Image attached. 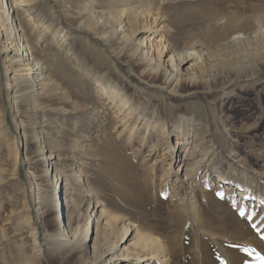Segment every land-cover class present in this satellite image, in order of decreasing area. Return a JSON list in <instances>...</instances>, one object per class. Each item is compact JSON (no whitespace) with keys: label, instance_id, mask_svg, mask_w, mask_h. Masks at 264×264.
Returning a JSON list of instances; mask_svg holds the SVG:
<instances>
[{"label":"rangeland","instance_id":"374dc122","mask_svg":"<svg viewBox=\"0 0 264 264\" xmlns=\"http://www.w3.org/2000/svg\"><path fill=\"white\" fill-rule=\"evenodd\" d=\"M10 1V13L21 29L20 37L30 47L31 56L38 61L39 68H43V74L57 82L70 99L68 103L42 100V104L36 100L34 104L43 107L37 116L46 120L47 127L41 129L37 143L27 140L23 136L27 129L20 124L23 120L33 122L35 109L33 112L29 109L31 102L19 107L18 112L12 105L14 89L13 81L9 80L12 72L5 71V48L0 38V264H75V254L49 252L44 258H38L34 237L30 235V227H35L37 240L43 244L51 233L49 212L37 214L32 173L37 168L30 164L35 146L41 150L49 142L61 166L74 173L69 179L72 182L69 190L78 185L79 190H75L83 200L98 202L96 215L100 211L105 213L97 225L112 232L110 241L122 233V224H128L130 235L123 244L129 245V249L133 246L129 244L130 239L139 232L150 234L167 251L165 257L163 252L149 249L157 256L139 264H264V252L255 250L249 239L253 235L264 244V37H256L264 34V27L261 32L254 27L227 34L230 41L225 45L227 41H212L222 24L216 29L210 24L228 17L230 3L166 0L172 17L178 13L191 14L194 24L176 33L169 20H165V24H161L162 21L154 24V14L139 15V31L137 24L131 27L133 33L128 45L142 54L140 64L120 54L117 46L111 49L101 38H93L85 30L76 28L74 19L80 11V0ZM130 2L127 5L118 4L117 0H94L98 10L107 13L127 7H132L136 13L135 0ZM242 16L246 14L236 15L233 21L241 22ZM115 26L117 23H110L107 30ZM170 33H173L171 37ZM170 38L172 44L177 45L174 54L188 55L186 51L192 47L199 52L195 60L181 63L176 55L173 71L172 61L168 60L170 51L163 54L161 48V45L167 46L165 39ZM158 64L182 80L183 88L177 92L186 95H177L167 86L159 90L148 86L147 80H140V74L148 79L150 76V79H161L149 72ZM254 73L255 77L244 78ZM237 74L241 77L235 78ZM229 78L233 82L224 87ZM103 85L112 88L103 90ZM118 86L120 95L125 90L130 100L126 107L134 105H131L135 108L133 115L143 113L153 121L148 126L150 134L145 137L144 127L139 129L143 121L133 130L132 124L125 122L121 111L110 102L109 96H115L110 91H117ZM146 92L164 100L158 104L157 114L156 110L153 113L142 111L147 103ZM168 104L174 107L172 111L166 110ZM156 107L157 102L152 101L149 108ZM166 132L170 144L166 141L157 149L150 147L151 142L166 136ZM176 135H187L191 145L197 147L193 159L208 158L207 162L214 167L209 183V191L214 196L220 195L216 188L218 176L224 180V187L235 188L233 192H226L221 187L225 195L219 196L220 201L235 212V219L213 220L203 214L205 218L195 222V210L199 212L202 205L196 198L197 192L192 193L191 187L184 185L186 193L181 195L172 186L174 177L169 173L178 168L174 160L169 168L167 163L170 154L167 150L175 143ZM184 154L182 152L180 157ZM202 172L199 170L194 176L195 185H206ZM52 181L55 198L56 185ZM145 183L148 204L141 196ZM244 192H247L246 199L239 195ZM142 206L149 212V223L153 218L158 219L163 229L152 232L140 229ZM54 208L57 210V202ZM109 217H114L115 222L104 225ZM66 219L63 213L57 222ZM28 220H31L29 225ZM84 245L83 258L94 256L91 240ZM115 264L132 262L118 260Z\"/></svg>","mask_w":264,"mask_h":264},{"label":"bare ground","instance_id":"6f19581e","mask_svg":"<svg viewBox=\"0 0 264 264\" xmlns=\"http://www.w3.org/2000/svg\"><path fill=\"white\" fill-rule=\"evenodd\" d=\"M22 1L23 0H20V2ZM63 1H67V0H63ZM165 1L166 0H135L136 13L134 9H131L132 7L131 8L127 7L126 9L116 10L115 12L107 13L103 10H98V8L95 6L94 0H86V1L80 0L79 1L80 11L79 13H77L76 15L77 17L74 19L75 21L74 24L77 29L83 31L85 30L87 33L91 34L93 38H101L103 40L104 45L110 47L111 49H114V47L117 46L116 48L120 50V54L127 56L129 59H133L135 62L139 61L140 63L141 61H143L141 56L142 54L140 55L139 51L137 53L136 49L132 50L131 49L132 47L128 45L131 44L130 40H131V35L133 33V31L130 30L131 27L137 24V32L139 31L138 30L139 29L138 24L140 23L138 19L139 15L154 14L152 20L154 24L155 23L159 24L161 21H162L161 24H165V20L167 21L169 20L171 22V27L173 31L176 30V33L178 31H182L186 25L194 24L192 20L193 16L191 14L182 16L181 13H178L174 17H172L171 13L169 12L170 6L167 3H165ZM199 1L208 2L209 0H199ZM211 1H215V0H211ZM223 1L230 3L227 6L228 17L225 18V20L223 21L216 20L210 24V27H214V29H216L217 25L222 24L221 29L216 30L215 33L213 34L212 41H218V40L227 41V36H228L227 34H230L232 32L250 30L253 29L254 27H256L257 30L261 32V28L264 27V0H241L239 3H237L235 0H223ZM128 2H130V0H117L118 4L119 3L127 4ZM130 3H132V1ZM130 3H128L127 5H129ZM11 8H12V4L10 0H0V38L3 39L2 40L4 45L3 47L5 48L3 49L4 50L3 52L5 53L4 56V62H5L4 64L6 68L5 71L9 70L12 72V75L9 77V80L13 81L14 92L11 98H12V105L15 106L16 112H18L19 107H23L29 104L30 102H31L30 103L31 107H29V109L31 108V111L35 109L34 111L35 113H33L34 121L23 122L26 121L23 120L20 125L22 126L23 129L24 128L27 129L24 130L23 136H26L27 140L37 143L38 140L40 139L41 131L45 127H47V123L42 116L40 115L37 116V113L39 111H43V107H41L40 104L38 103H37L38 106H36L34 104L35 101L38 100L40 101V103L42 100L45 102L57 101L62 103H68L70 97L68 99L67 94L61 90L57 82H54L52 79H49L45 74H43L42 72L43 68L42 67H41L42 69L39 68L40 64L38 65V61H36L35 58L31 56L30 47L20 37L21 29L17 25L13 13L12 12L10 13V11H12ZM153 10L155 11L157 10V11L155 13H152ZM243 12L244 14H246L245 17L242 16L244 17L243 18L244 20L238 23L234 22L233 21L234 17L236 15L242 14ZM110 23H117V26L113 27L112 30L109 29L107 30L108 28L107 26H109ZM256 32H254V34ZM52 33L55 35L56 31L55 33L54 32ZM172 35L173 33H170V37ZM258 36L259 38H263L264 34L263 35L258 34L256 37L258 38ZM236 37L237 36H234V38ZM170 39L169 40L165 39V41H167L168 44L167 46L161 45V48H162V53L163 51H168V52L170 51L171 55L169 56L168 60L172 61L171 69L174 71L173 61L175 56L178 54H176V52L174 54L173 50H176L177 45L172 44L173 42L172 38ZM228 41L225 42V45L228 43ZM186 52H188V55L187 54L178 55L179 62L185 63L188 60L194 61L195 57L199 54V52H197V50H193L192 47L188 48ZM150 71L154 74V77L158 75L161 76V79L159 80L155 78L150 79L152 78L151 76L148 79L147 76H145V74L144 75L140 74V80L142 82H146L147 80L148 83L146 82V84L148 86L155 87L159 90H164L165 86H167L168 88H171L172 91L176 92L177 95H181V94L186 95L183 93L178 94L177 91H180L183 88V85L181 84L182 80L176 78L173 75V72L161 67L159 64L155 68L151 67L149 72ZM255 75H256L255 73L252 75H245L244 78H253L255 77ZM240 77H241L240 74L235 75V78H240ZM231 80L232 78H229L228 81H226L223 86L224 87L228 86V84L233 82ZM105 87L112 88L111 86L103 85L102 89L104 90ZM119 90L120 87L119 89L117 88V91L115 90L110 91L111 94L115 95V96L112 95L109 96L111 98L110 102H113V105L117 106L119 112L121 111L120 113L122 114V117L126 119L125 122H129L130 124H132L133 130L134 129L137 130L139 127V123L143 121L142 123L143 125L140 126L139 129L144 127L143 128L144 137L146 134L148 133L150 134V130L148 129V126H150L151 122L153 121H151L149 118L144 117L143 113L142 116L141 114L133 115L132 112L135 109L133 108L134 105L131 103V105H133L132 107L131 105L126 107V105L130 102V100L128 101L127 99L128 95L124 93L125 90L124 91L122 90L121 92L123 95L122 94L120 95ZM143 91L144 90H142V93H145ZM147 93L148 92H146V94ZM187 94H191V92H187ZM147 96H148L146 99L147 103L142 107V111L144 110L146 112L151 111L153 113L154 110H156L155 114H157L158 107H160L158 106V104L159 105L162 104L164 100L159 99L157 95L151 93L147 94ZM152 101L157 102L156 108H152V109L149 108L150 105L152 104ZM165 108L166 110L169 111H172L174 109V107L170 106L169 104L168 107L166 106ZM77 126L78 125H76V127ZM168 135H169L168 132H166V136L163 135V137L161 136V138H158L155 141L151 142V144H149L150 147H153L154 149L159 148L161 144L165 143L168 140L167 138ZM167 143L170 144L169 141H167ZM187 145L189 146L187 147ZM12 146H13V142L11 144V148ZM169 148L170 149L167 150L169 151L168 153H170L167 156L168 159L167 163L169 164L168 168L170 167V165H172L173 160L174 162L178 163L177 170L175 171L173 170V172H169L171 173V177H174L172 178L174 179V184L172 186L173 187L175 186V188L177 189L176 191L182 193L181 195L186 193L183 192L184 185H186V187L187 185L190 186L191 190H193L192 193L196 194L197 192L198 196L196 195V198L198 201L200 200L202 203V205H200V207L198 208L199 212H196L195 210L194 213L195 222L197 223L198 221H200L201 217H204L203 214L204 215L207 214L211 216L213 220H224L226 218L235 219V214H234L235 212L234 213L233 211L231 212L228 209L227 205L224 203V201H220L219 199V196L224 194L220 190L221 187L222 189L225 188L226 192H233L235 188L231 185L224 187L223 184L224 180L220 176H218V178L220 179L216 180V188H217V194L220 195L214 196V194H212L213 192L209 191V188L211 187L209 183H211L210 182L212 179L211 177L215 169L210 163L207 162L208 158L206 160H203L204 157L199 159L192 158L194 157L192 155L196 153L197 147L195 145H191V141H189V137L187 135L185 136L183 135L182 137L177 136L175 143L173 144L172 147L169 146ZM33 152L34 153L30 159V164L33 167L37 168L34 172H32L34 179V190L36 195L37 214L42 215L43 213L45 214L46 212H49L50 214L49 221L51 223V233L49 234V237L46 239V242H44L43 244H41L37 240V236H36L37 231H35L36 228L30 227L31 229L30 235L34 237L35 246L37 247V254L39 256L38 258H44L47 255V253L50 252V254L52 253L55 255H58L59 253L75 254V258H74L75 264H115L118 263V260L130 261L132 262V264H139V263H143L146 260L153 259L155 255L157 256V253L152 255L153 253L150 252L149 249L150 250L157 249V251L163 252L164 256L167 257V251L165 250V248L161 246L160 243H157L156 239L152 238L148 233L138 232V234H135L130 239L132 242L129 243L130 245H133L132 249H129L128 247L129 245L123 244L126 238L130 235V233H128L129 230L128 224H122L121 227L122 233L119 236L116 235L113 241H110L109 233L112 232H109L103 228L100 229L97 225L98 224L97 222L103 217L105 213L103 211H100L98 212L99 214L96 215L97 213L95 212L98 207V202L93 204L90 201L87 202L86 200H83V198H81V194L78 191L79 190L78 185L77 188L74 187L72 191L69 190V188L72 185V182H70L69 179L73 177L74 173L72 174L71 169H67V167L61 166V164L59 163L60 158L53 150V146L50 144V142L47 145H44L41 150H38V148H36L35 146ZM182 152H184L185 154L181 158L180 156ZM45 166H48V168ZM199 170L203 171L201 178L203 182L204 181L206 182V185L194 184V182H196L194 176H197ZM182 172L183 175L181 177L180 175ZM52 180H54V183L56 185L55 198H53ZM194 187L196 188L193 189ZM143 189H144V193H142L141 196L145 199L144 202L148 204V196L146 194L147 183H145ZM246 194L247 192H244L239 195L241 198L246 199ZM62 198H64V203H62ZM56 202L58 207L57 210L56 208H54ZM190 209L192 210L193 213L194 208L191 207ZM171 211L170 213H172ZM140 212L143 214V216L141 217V221L139 223L140 229L146 231L148 230L150 232H152L153 230L154 231L158 230L159 228L163 229V225H161V222L158 219L153 218L152 222L149 223V212L145 211L143 209V206L140 209ZM63 213L67 217L66 221L57 222L58 217L59 216L61 217ZM176 214L177 217H179L178 215H180V213L176 211ZM109 218L108 219L110 222L107 221L104 225L108 226L115 222L114 217H109ZM30 223L31 220L30 221L28 220V225ZM92 225H94V229H92ZM247 231L249 230L247 229ZM127 233L128 235L126 236ZM133 239L135 240L133 241ZM249 239L253 241L251 245L257 248L255 250L259 251V253L264 252L263 241L257 240L256 237H254L253 235ZM90 240L93 249L92 255L94 256H91V258H83L82 254L84 253L85 250L84 244ZM110 242L112 243L110 244ZM118 251L120 252L118 253ZM253 255L256 256L255 254Z\"/></svg>","mask_w":264,"mask_h":264}]
</instances>
